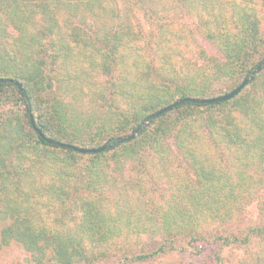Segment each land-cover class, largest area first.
<instances>
[{
    "label": "trees",
    "instance_id": "obj_1",
    "mask_svg": "<svg viewBox=\"0 0 264 264\" xmlns=\"http://www.w3.org/2000/svg\"><path fill=\"white\" fill-rule=\"evenodd\" d=\"M191 1L181 11L194 29L109 26L105 0H0V78L24 90L0 83V247L16 242L31 264H138L210 244L202 264H221L225 248L264 264V202L260 222L231 230L263 187L264 65L232 99L182 103L97 154L50 145L30 123L31 113L46 138L98 148L177 100L235 90L264 58V0ZM186 32L214 49H199L198 72L172 60ZM143 235L155 237L146 252H130Z\"/></svg>",
    "mask_w": 264,
    "mask_h": 264
},
{
    "label": "rangeland",
    "instance_id": "obj_2",
    "mask_svg": "<svg viewBox=\"0 0 264 264\" xmlns=\"http://www.w3.org/2000/svg\"><path fill=\"white\" fill-rule=\"evenodd\" d=\"M190 1L191 0H105L107 10H102V12H114V15L110 16L108 19L109 26L114 25L118 20L117 17H119L120 21L128 18L130 24L134 23L138 24L142 28H150L152 19L159 18L162 21L165 20L170 23L174 20H178L187 24L189 29H194L193 17L181 11L182 9L184 11L186 10L187 4ZM224 2L225 0H222V4ZM210 3L213 4V2ZM80 15L81 12L78 9V11H76V17H74L75 24L80 22ZM100 17L101 14L98 16L91 15L90 17L87 16L86 19L96 23L101 20ZM118 24L120 23L118 22ZM94 28L95 31L99 32L103 30L102 25H96ZM170 45L174 48L172 60L176 61L180 65L190 66L192 68L191 71L193 72H198L195 66H203L206 64V60L201 55H199V49L204 50L206 56H212L214 54V49L208 42L204 41L200 36H192L188 32L179 36H174L170 42ZM188 63L190 65H187ZM213 86L218 88L219 85L218 83H214ZM70 92L73 94V91ZM74 98L78 100V98ZM128 171H130V169L124 170L126 176ZM251 176L252 178H247L259 182L258 175ZM259 186L263 187L260 190L258 197L256 198L255 195V199L248 203L247 209L243 212L241 220L231 225V230H233V232L243 231L246 227L260 222V216L258 214L259 212L256 208V204H261L264 202V181ZM128 189L131 191L130 188ZM3 225V223H0V230ZM151 239H155V237L143 235V239L140 240L141 243H145L143 245L138 243L137 240H134L136 244L132 246V248L129 247L131 249L130 252L133 250L138 253H141L140 250H144L142 252H146V246ZM216 249L217 248H215L214 245L205 244L199 248V255L192 254L194 255L192 256L187 254L186 256L182 257L178 253H174L173 255L163 256L138 264H202L205 259L209 258L216 251ZM221 256L223 258V262L221 261V264H242L240 259H247V255L244 254L242 248H225ZM0 264L31 263L29 262V253H27L26 250L21 247V245L17 244L16 242H11L8 245H1ZM98 264H122V256L117 258L110 257L108 260Z\"/></svg>",
    "mask_w": 264,
    "mask_h": 264
},
{
    "label": "water",
    "instance_id": "obj_3",
    "mask_svg": "<svg viewBox=\"0 0 264 264\" xmlns=\"http://www.w3.org/2000/svg\"><path fill=\"white\" fill-rule=\"evenodd\" d=\"M264 65V58L258 63V65L254 68V70L251 71V73L249 74V76L247 78H245L241 84L232 92L222 95V96H218L215 98H211V99H198V98H183L180 100H177L176 102H174L173 104L166 106L156 112H154L153 114L149 115L147 118L144 119V121H142V123L130 134L120 137L118 139H116L114 141V143H107L104 144L98 148H80L74 145H70V144H66V143H61L49 138H46L37 128L36 125L34 123L32 114H29V118H30V123L32 125V128L35 130V132H37V134L43 139L45 140V142H47L50 145H54V146H58L61 148H67V149H71L75 152H78L80 154H97V153H101L106 151L107 149H110L114 144H121V143H125L128 142L132 139H134L136 136H138L146 127L147 124L150 120L155 119L156 117L160 116L161 114L179 106L182 103L185 102H190V103H194V104H199V105H203V104H211V103H215V102H222V101H227L232 99L235 95H237L248 83L252 82V80L254 79L255 75L258 74V72L260 71V69L263 67ZM0 83H4V84H12L15 87L18 88L21 97H24V90L22 85L12 79H6V78H0ZM26 108V105H25Z\"/></svg>",
    "mask_w": 264,
    "mask_h": 264
}]
</instances>
